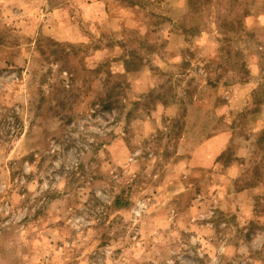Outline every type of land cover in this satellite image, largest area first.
<instances>
[{
  "label": "rangeland",
  "instance_id": "rangeland-1",
  "mask_svg": "<svg viewBox=\"0 0 264 264\" xmlns=\"http://www.w3.org/2000/svg\"><path fill=\"white\" fill-rule=\"evenodd\" d=\"M0 264H264V0H0Z\"/></svg>",
  "mask_w": 264,
  "mask_h": 264
},
{
  "label": "trees",
  "instance_id": "trees-1",
  "mask_svg": "<svg viewBox=\"0 0 264 264\" xmlns=\"http://www.w3.org/2000/svg\"><path fill=\"white\" fill-rule=\"evenodd\" d=\"M116 203H118V202H116ZM119 205V204H118Z\"/></svg>",
  "mask_w": 264,
  "mask_h": 264
}]
</instances>
